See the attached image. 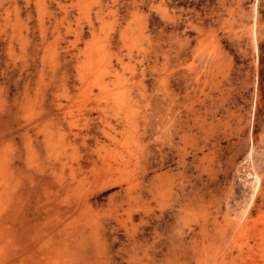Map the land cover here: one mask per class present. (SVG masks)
I'll return each mask as SVG.
<instances>
[{"label":"rangeland","instance_id":"obj_1","mask_svg":"<svg viewBox=\"0 0 264 264\" xmlns=\"http://www.w3.org/2000/svg\"><path fill=\"white\" fill-rule=\"evenodd\" d=\"M0 264H264V0H0Z\"/></svg>","mask_w":264,"mask_h":264}]
</instances>
